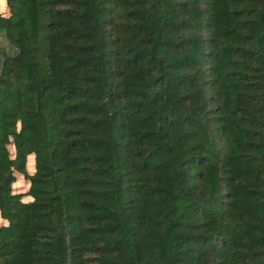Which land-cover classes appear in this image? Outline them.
Here are the masks:
<instances>
[{
    "label": "trees",
    "instance_id": "16d2710c",
    "mask_svg": "<svg viewBox=\"0 0 264 264\" xmlns=\"http://www.w3.org/2000/svg\"><path fill=\"white\" fill-rule=\"evenodd\" d=\"M0 219V264H264V0H0Z\"/></svg>",
    "mask_w": 264,
    "mask_h": 264
},
{
    "label": "rangeland",
    "instance_id": "374dc122",
    "mask_svg": "<svg viewBox=\"0 0 264 264\" xmlns=\"http://www.w3.org/2000/svg\"><path fill=\"white\" fill-rule=\"evenodd\" d=\"M3 15L7 16L8 12L3 13ZM10 150L12 153L14 152V148L12 145H10ZM27 167H28V170L30 172L34 171L33 156H30V162H29V165ZM29 186H30V182L23 175H19L18 180L14 184V191L16 193H24L25 194L28 191ZM23 200L29 201V200H31V197L25 195V196H23ZM2 222H3V220L0 219V223H2Z\"/></svg>",
    "mask_w": 264,
    "mask_h": 264
}]
</instances>
